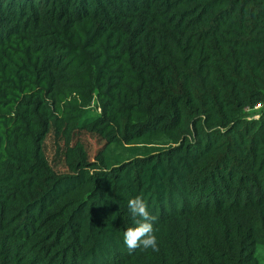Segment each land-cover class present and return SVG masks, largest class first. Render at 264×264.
Wrapping results in <instances>:
<instances>
[{
  "label": "trees",
  "instance_id": "16d2710c",
  "mask_svg": "<svg viewBox=\"0 0 264 264\" xmlns=\"http://www.w3.org/2000/svg\"><path fill=\"white\" fill-rule=\"evenodd\" d=\"M258 104L264 0H0V264H264Z\"/></svg>",
  "mask_w": 264,
  "mask_h": 264
},
{
  "label": "clouds",
  "instance_id": "9594fccd",
  "mask_svg": "<svg viewBox=\"0 0 264 264\" xmlns=\"http://www.w3.org/2000/svg\"><path fill=\"white\" fill-rule=\"evenodd\" d=\"M128 209L135 225L127 227L123 233V241L129 254L138 248L158 251L157 237L153 228L156 217L150 214L144 198L136 196L129 199Z\"/></svg>",
  "mask_w": 264,
  "mask_h": 264
},
{
  "label": "rangeland",
  "instance_id": "374dc122",
  "mask_svg": "<svg viewBox=\"0 0 264 264\" xmlns=\"http://www.w3.org/2000/svg\"><path fill=\"white\" fill-rule=\"evenodd\" d=\"M256 111H258V110H256ZM257 115H258L257 113H254V115H252V116L254 117ZM85 139L87 140L88 144L91 147V154L93 156L99 147V143L95 138L87 136V135H85ZM47 153H48V156L51 159V161L54 163L56 156H55V145H54V142L52 140H50L48 143ZM56 167L58 168V170H62V171L65 170V168L62 165H56ZM259 255L264 258V246H261L259 248Z\"/></svg>",
  "mask_w": 264,
  "mask_h": 264
},
{
  "label": "built area",
  "instance_id": "2783aa9c",
  "mask_svg": "<svg viewBox=\"0 0 264 264\" xmlns=\"http://www.w3.org/2000/svg\"><path fill=\"white\" fill-rule=\"evenodd\" d=\"M263 107H264L263 104H258L254 110H255V111H256V110H260V109L263 108Z\"/></svg>",
  "mask_w": 264,
  "mask_h": 264
}]
</instances>
